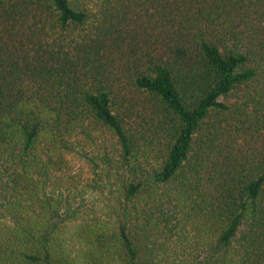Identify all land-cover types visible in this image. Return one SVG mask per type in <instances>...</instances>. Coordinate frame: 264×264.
Wrapping results in <instances>:
<instances>
[{"label":"trees","instance_id":"obj_1","mask_svg":"<svg viewBox=\"0 0 264 264\" xmlns=\"http://www.w3.org/2000/svg\"><path fill=\"white\" fill-rule=\"evenodd\" d=\"M0 264H264V0H0Z\"/></svg>","mask_w":264,"mask_h":264}]
</instances>
